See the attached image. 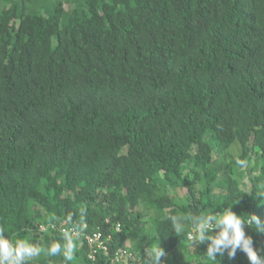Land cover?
<instances>
[{
    "label": "trees",
    "instance_id": "obj_1",
    "mask_svg": "<svg viewBox=\"0 0 264 264\" xmlns=\"http://www.w3.org/2000/svg\"><path fill=\"white\" fill-rule=\"evenodd\" d=\"M64 1L0 11V229L40 241L28 264H109L84 245L65 260L75 241L33 232L53 221L111 234L141 260L122 264L159 240L162 264H209L169 217L264 220V0ZM249 157L245 191L233 169ZM246 234L264 257V233Z\"/></svg>",
    "mask_w": 264,
    "mask_h": 264
},
{
    "label": "clouds",
    "instance_id": "obj_2",
    "mask_svg": "<svg viewBox=\"0 0 264 264\" xmlns=\"http://www.w3.org/2000/svg\"><path fill=\"white\" fill-rule=\"evenodd\" d=\"M169 219L172 231L176 235L183 233L185 227L190 224L191 231L186 236L189 246L193 248V245H205L206 258L209 264H220V259L217 261V258H222L225 253L228 259L232 260L238 250L246 255L249 264H264V257L258 254L253 246L252 237L247 235L245 231L247 226L254 227L259 233H264V220L255 215L247 214L246 217L237 215L230 206L225 207L222 212L218 213L172 215ZM53 222L38 224L33 232L40 235L57 232L67 236L57 230L44 232L39 230L40 226ZM69 238L78 243L80 247L84 245L81 241ZM43 251L45 249L38 247L30 240L19 238V236L13 241L4 234L3 229H0V264H28L30 260L39 256ZM46 251L48 255L55 256L61 252V245L53 243ZM166 255L164 248L160 246L159 240L154 247L147 249L142 258L143 264H162L161 258L166 257ZM64 258L65 260H71L72 256L65 254Z\"/></svg>",
    "mask_w": 264,
    "mask_h": 264
},
{
    "label": "built area",
    "instance_id": "obj_3",
    "mask_svg": "<svg viewBox=\"0 0 264 264\" xmlns=\"http://www.w3.org/2000/svg\"><path fill=\"white\" fill-rule=\"evenodd\" d=\"M109 219L105 220L104 224H109ZM247 226L245 227L246 231ZM112 229L115 233L121 231V226L117 222L112 225ZM39 230L44 232L48 230H57L73 239L81 241L86 247V255L88 260L95 262L98 257H104L109 260V264H122L129 260L131 262L139 263L141 260L138 256L130 252L125 247L117 248L111 251V234H104L103 231L97 226L94 229H90L88 224L68 225L67 223L53 222L48 225H42Z\"/></svg>",
    "mask_w": 264,
    "mask_h": 264
},
{
    "label": "rangeland",
    "instance_id": "obj_4",
    "mask_svg": "<svg viewBox=\"0 0 264 264\" xmlns=\"http://www.w3.org/2000/svg\"><path fill=\"white\" fill-rule=\"evenodd\" d=\"M22 1L23 0H0V11L4 7H9L12 4H16L17 11L20 12L23 10V8L25 6V4L22 3ZM54 1H57V0H41L40 4L45 5L47 7H50ZM69 1H72V3L68 4L67 3L68 1H66V0L64 1L65 2V5H64L65 9L73 7V6L78 7L81 2L82 3L84 2V0H69ZM106 1H109V0H106ZM29 9H30L29 7L26 8V10H29ZM40 12H43L41 8H40ZM228 152H229V154H231L233 156H238L240 153V149L238 148L237 145H233L229 149ZM260 166H261V161L259 159H256L255 157H249L242 164L234 166L233 173H234L236 179L241 182L243 190H245V191L249 190V179H250V177L257 174ZM172 193L176 197H178L177 201L180 202L181 200L179 198L183 197L181 190H174ZM152 215L153 214L149 215L150 218ZM147 219L149 220V217ZM148 225H150V223ZM32 242L35 243L38 247H40V241L39 240L32 241ZM73 244L74 245L72 246L70 251H68V254L72 256V260L76 259L75 252L79 249L78 244L76 242H74Z\"/></svg>",
    "mask_w": 264,
    "mask_h": 264
},
{
    "label": "crops",
    "instance_id": "obj_5",
    "mask_svg": "<svg viewBox=\"0 0 264 264\" xmlns=\"http://www.w3.org/2000/svg\"><path fill=\"white\" fill-rule=\"evenodd\" d=\"M78 248H80V245H78Z\"/></svg>",
    "mask_w": 264,
    "mask_h": 264
}]
</instances>
